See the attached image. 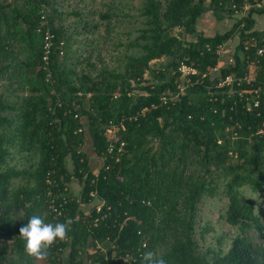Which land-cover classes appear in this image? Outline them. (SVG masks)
Returning <instances> with one entry per match:
<instances>
[{"label": "trees", "instance_id": "1", "mask_svg": "<svg viewBox=\"0 0 264 264\" xmlns=\"http://www.w3.org/2000/svg\"><path fill=\"white\" fill-rule=\"evenodd\" d=\"M209 10L217 19L246 13L212 33L199 28ZM142 13L145 26L132 42L141 52L123 71L93 75L62 66L67 38L51 0H0V85L8 80L25 92L12 102L0 90V264H143L149 250L166 264H264V211L242 190L264 187V93L258 105L254 91L240 93L264 86V30L255 28L264 0H147ZM176 25L183 39L171 30ZM236 34L233 62L213 77L220 47ZM163 56H172L168 67L148 80L151 61ZM183 62L197 72L184 76ZM251 64V83L219 85L229 74H249ZM84 116L104 159L98 172L84 149ZM11 144L26 153L22 167L9 164ZM17 177L22 183L12 189ZM73 179L80 196L69 195ZM220 183L228 197L223 217L237 233L224 252L202 250L199 205ZM32 215L70 221L66 236L39 257L20 234Z\"/></svg>", "mask_w": 264, "mask_h": 264}, {"label": "rangeland", "instance_id": "2", "mask_svg": "<svg viewBox=\"0 0 264 264\" xmlns=\"http://www.w3.org/2000/svg\"><path fill=\"white\" fill-rule=\"evenodd\" d=\"M57 10L55 25L67 38L65 52L61 55L62 66L86 70L93 75H98L104 67L123 71L130 55L139 54V48L132 45L140 34V28L145 26L146 17L143 15V7L147 0H51ZM246 13V12H244ZM244 13H236L227 18H216L211 10L207 11L199 23V28L208 32H225L230 29L237 19ZM257 23L255 28L264 30V16L255 14ZM239 43V34L228 40L224 45V53L221 57L223 64L233 54ZM172 56H163L151 61V68L146 71V78L150 81H158L155 70L165 69L171 62ZM254 68V67H253ZM169 69V68H168ZM220 71H215L218 75ZM3 84V85H2ZM0 90H6L8 99L12 102H20V97L25 93L18 89V84H9L3 81ZM144 84V83H142ZM134 86L137 85L135 82ZM85 122L84 149L90 158L91 169L98 172L104 163V159L96 154L93 141L88 129V118ZM11 154L9 164L23 166L25 164V152L19 151V147L10 145ZM238 161L237 157L233 162ZM66 163L69 169H74L72 159L68 156ZM12 189L22 183V178L13 180ZM214 195L205 196L199 205L196 238L199 240L202 250L208 247L223 252L231 246L232 238L237 233L235 227L229 224L223 217L228 206V197L223 190V183ZM81 184L73 179L69 184V195L80 196ZM243 194L247 199L255 203L257 213L264 211V187L254 190L250 185L242 186ZM84 211H89L91 206L83 204ZM250 235L255 231L251 230ZM216 264V263H215Z\"/></svg>", "mask_w": 264, "mask_h": 264}, {"label": "clouds", "instance_id": "3", "mask_svg": "<svg viewBox=\"0 0 264 264\" xmlns=\"http://www.w3.org/2000/svg\"><path fill=\"white\" fill-rule=\"evenodd\" d=\"M69 223L70 221L49 222L40 215H32L20 228V234L26 242V251L38 257L45 255L42 249H47L56 239L64 238ZM143 264H166V260L149 250L143 256Z\"/></svg>", "mask_w": 264, "mask_h": 264}, {"label": "built area", "instance_id": "4", "mask_svg": "<svg viewBox=\"0 0 264 264\" xmlns=\"http://www.w3.org/2000/svg\"><path fill=\"white\" fill-rule=\"evenodd\" d=\"M247 8H248V6H246V9ZM45 38H46V45H45L46 52L44 54V58L43 59L45 60V63H46V66H47V64L49 62V55H50V50H51V45H52V40H51L52 34L49 31H47V34H46ZM61 43L64 44V41H62ZM224 45H222L220 47V49H219V53H220V56L221 57H222V55L224 53L223 52L224 51ZM262 51H263V49H260L259 50V52H262ZM232 62H233V54L230 55L227 58V61H226L225 64L222 63L221 58H220L219 62L214 67L211 68V70L209 71V73L212 74L213 77H214L215 71H220V69H221L222 66H224L226 64H229V63H232ZM180 69L182 70L184 76L185 75H188L190 73H196L197 72V69L196 68H194V67H192V66H190V65H188V64H186L184 62L182 63ZM254 73H255V65L251 64L250 65V73L249 74H246L245 76H242V77L241 76H235L233 74H229L225 78H223L222 80L219 81V85H222L225 82L230 83V84H233V83L237 82V84H241V82H242L243 79H245V80H247V82L251 83L252 80H254V75H255ZM50 74H51V72L48 71V76H50ZM204 75H206V73H204ZM247 91H249V92H253L254 91L255 92L254 99H255V103L258 105L260 103V100H261V97H259V95L261 94V92L264 93V86L260 85L257 88H251V89H246V90L243 89L240 93L243 94L244 92H247ZM230 92H232V90ZM168 99H169V96H167V95H163L162 96L163 102H167ZM111 129L112 130H115L116 129V124L113 123V122H112V125H111ZM121 144L123 145L124 142H122ZM114 149H115V144L112 143L109 146V151L112 152ZM120 149H121V147L119 148V150ZM50 181L51 180L48 179V182H50ZM54 209L59 212V209H57L56 207H54Z\"/></svg>", "mask_w": 264, "mask_h": 264}, {"label": "water", "instance_id": "5", "mask_svg": "<svg viewBox=\"0 0 264 264\" xmlns=\"http://www.w3.org/2000/svg\"><path fill=\"white\" fill-rule=\"evenodd\" d=\"M171 30L176 34L179 38L183 39L185 35V30L180 26L176 25L171 28Z\"/></svg>", "mask_w": 264, "mask_h": 264}]
</instances>
